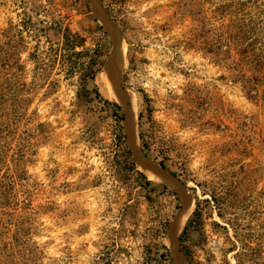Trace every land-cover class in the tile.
<instances>
[{"label":"rangeland","instance_id":"obj_1","mask_svg":"<svg viewBox=\"0 0 264 264\" xmlns=\"http://www.w3.org/2000/svg\"><path fill=\"white\" fill-rule=\"evenodd\" d=\"M88 5L0 0V57L12 54L10 70L25 100L21 120L0 134V180L12 181L0 202V249L28 244L39 264H172L166 233L177 198L144 174L152 185L135 172L124 178L112 120L96 102L78 104L82 88L115 102L104 71L112 42L101 40ZM102 5L122 38L134 141L153 157L167 155L168 170L180 175L192 200L179 230H188L187 264H264V79L249 100L235 78L246 71L238 50L264 71V0ZM223 26L239 34L230 59L208 52ZM67 30L71 51L63 48ZM98 45L107 55L91 65ZM90 67L93 76H86ZM6 110L0 106V121ZM18 153L25 180L12 167Z\"/></svg>","mask_w":264,"mask_h":264},{"label":"trees","instance_id":"obj_2","mask_svg":"<svg viewBox=\"0 0 264 264\" xmlns=\"http://www.w3.org/2000/svg\"><path fill=\"white\" fill-rule=\"evenodd\" d=\"M101 3L105 2V0H100ZM89 0H86V6L89 5ZM94 19V18H93ZM94 23L97 24V20L94 19ZM204 27V25L202 26ZM225 28V32L219 37V39L216 41L214 45H207L208 46V52H211L216 55L222 56L224 59H230L231 58V48H230V42L234 41L233 36L239 37V34H233L232 31H229V26H223ZM96 30L98 33L101 34V40L107 41V34L105 33L103 27L99 24L96 25ZM74 46V43L72 42V36L70 35L69 31L67 30L65 34L63 33V48L66 49V51H71L72 47ZM238 55L240 56L239 62L246 66L245 70L239 69L238 73L236 74V80H238L242 84V88L244 91V94L247 99L253 100L256 97V90L257 86L262 83L264 79V71L261 69L259 65H255V61L252 56H245L241 54V50H238ZM14 54V53H13ZM12 55V54H11ZM11 55L6 53L4 58L0 57V71L7 72L8 75H0V82H1V91L0 92V106L7 107L5 117V121H0V134L3 131L4 128H9L10 126L16 125L22 117V101H25L24 99H20L19 97V89L16 86L18 75L17 72H11ZM107 55V50L105 47H101V45H98L96 49L93 51L92 56V63L96 64V62L100 63V65L103 63L104 57ZM61 63L62 66L65 67V75L70 76L72 73L70 65H68V60L65 59L64 55H61ZM19 70H23V66L18 67ZM92 70V67L89 68V71L87 72L86 76H93L90 72ZM244 72V73H242ZM85 77V76H84ZM77 99L78 104L81 103H89V102H96L97 106H101V108L104 109L106 112V116H108L112 122H113V132L115 136V143L118 147L119 154L116 159V164L119 165L120 170L124 176V178H127L131 173L135 172L137 178L140 182H144L145 186H150L152 183L146 179V177L135 170L134 161L132 158V155L126 145V139L125 135L122 131V121H123V113L119 107V105L116 102L106 100L103 97H101L96 90H92L90 92H86L85 89H80L77 93ZM88 100V101H87ZM26 106V104H25ZM41 127V125H39ZM143 154L146 157H150L154 162H156L159 166L165 169H169L171 164H169V159L165 153H156L154 157L149 154L151 153L150 149H148L145 145L141 149ZM161 156L160 160H157L156 156ZM160 154V155H159ZM12 167L14 168L15 172L18 174L19 180H25L27 178V174L25 171H22L20 168L22 167V164L24 163V159L22 157V154H16L15 156H12L11 158ZM2 158L0 157V163H2ZM174 176H176L179 180H181V177L178 173L172 172ZM184 183V180H181ZM12 186L11 178L7 175H3L0 180V202H3L6 200L9 194V190ZM154 188H160L162 192H167L168 194L174 196V192L169 191L166 187L161 185H154ZM196 219V218H195ZM19 232V231H18ZM187 228L181 233L179 236V242H180V248L182 253L187 257V253L185 249L183 248L182 244L185 241L186 235H187ZM19 236L17 234L14 235L13 241L15 244H18L17 242ZM8 245H5L3 249H0V264H39L37 261H35L34 256L36 255L35 248L28 245V244H20V245H14L10 246L11 248H8ZM15 247L17 249L15 253ZM164 251L163 254L160 255V258L163 262H168V250L165 246L161 245L159 247ZM18 254V259L14 258V255Z\"/></svg>","mask_w":264,"mask_h":264},{"label":"water","instance_id":"obj_3","mask_svg":"<svg viewBox=\"0 0 264 264\" xmlns=\"http://www.w3.org/2000/svg\"><path fill=\"white\" fill-rule=\"evenodd\" d=\"M89 1L92 14L103 27L105 33L112 42V49L105 59L104 71L108 77L115 102L119 105L123 113V121L121 125L127 140V147L132 155L134 165L140 173L149 178L145 173V170L149 171L154 177H157V179L160 180H156V182L161 183V185L174 192L180 207L173 220L168 225L166 244L171 256L172 264H187L185 257L180 250L178 236L180 227L187 218L192 203L189 191L186 189V185L174 176L170 170L162 168L156 162L146 157L134 141L132 115L127 106V94L123 88L121 77L123 63L121 34L111 20L107 10L103 7L101 1Z\"/></svg>","mask_w":264,"mask_h":264},{"label":"bare ground","instance_id":"obj_4","mask_svg":"<svg viewBox=\"0 0 264 264\" xmlns=\"http://www.w3.org/2000/svg\"><path fill=\"white\" fill-rule=\"evenodd\" d=\"M108 86H109V82H108ZM110 87V86H109ZM134 136V135H133ZM148 177L151 178V179H154V180H158L160 181L159 179H157V177H154V175L152 173H150L149 171L145 170ZM191 208V207H190Z\"/></svg>","mask_w":264,"mask_h":264}]
</instances>
